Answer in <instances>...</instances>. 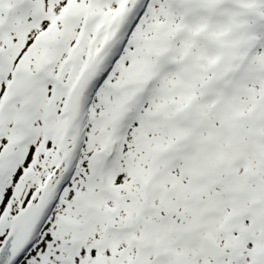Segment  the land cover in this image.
Instances as JSON below:
<instances>
[{
    "label": "snow or ice",
    "instance_id": "obj_1",
    "mask_svg": "<svg viewBox=\"0 0 264 264\" xmlns=\"http://www.w3.org/2000/svg\"><path fill=\"white\" fill-rule=\"evenodd\" d=\"M0 264H264V0H0Z\"/></svg>",
    "mask_w": 264,
    "mask_h": 264
}]
</instances>
